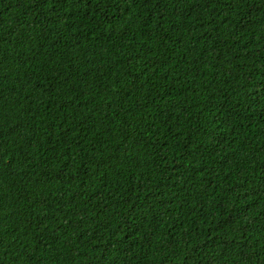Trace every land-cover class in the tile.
<instances>
[{"label":"trees","instance_id":"trees-1","mask_svg":"<svg viewBox=\"0 0 264 264\" xmlns=\"http://www.w3.org/2000/svg\"><path fill=\"white\" fill-rule=\"evenodd\" d=\"M0 264H264V0H0Z\"/></svg>","mask_w":264,"mask_h":264}]
</instances>
